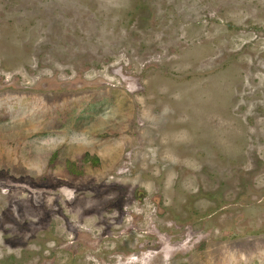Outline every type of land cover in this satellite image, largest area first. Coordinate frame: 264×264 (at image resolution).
Masks as SVG:
<instances>
[{
  "label": "rangeland",
  "instance_id": "374dc122",
  "mask_svg": "<svg viewBox=\"0 0 264 264\" xmlns=\"http://www.w3.org/2000/svg\"><path fill=\"white\" fill-rule=\"evenodd\" d=\"M0 264H264V0H0Z\"/></svg>",
  "mask_w": 264,
  "mask_h": 264
}]
</instances>
